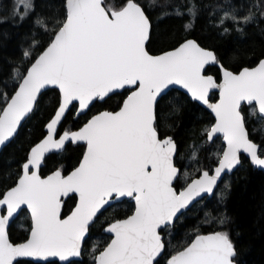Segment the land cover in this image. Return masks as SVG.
I'll return each instance as SVG.
<instances>
[{
  "label": "snow or ice",
  "instance_id": "obj_1",
  "mask_svg": "<svg viewBox=\"0 0 264 264\" xmlns=\"http://www.w3.org/2000/svg\"><path fill=\"white\" fill-rule=\"evenodd\" d=\"M185 7L176 14L195 18L197 6ZM35 9L34 0H15L13 15L23 21ZM217 10L223 12L217 26L225 33L228 25L242 31L239 26L254 19L251 11L241 15L231 0ZM61 17L37 18L48 39L33 41L23 52L27 63L12 70L10 88L0 82V148L34 114L42 90L58 93L44 133L29 145L18 170L0 183V264H18L17 258L73 264L98 214L123 198L134 200V210L108 224L110 242L103 250L93 248V264H159L167 250L162 233L197 199L215 194L223 175L242 165V152L264 167V146L250 138L242 108L247 102L251 115L264 118V59L233 68L214 49L186 37L153 54L147 47L153 21L141 0H122L118 10L105 0H65ZM211 64L218 66L219 76L206 74ZM170 86H179L215 114L204 130L207 143H215L217 134L223 138L216 159L179 187L177 144L161 134L158 118L159 100ZM118 90L127 95L115 110L92 114V105ZM212 90L219 91L215 103ZM81 142L84 151L71 171L61 165L42 173L53 150ZM192 159L198 162V150ZM65 198L73 201L67 212ZM24 210L30 211V234L16 242L9 228ZM236 255L229 232L212 231L173 249L166 264H236Z\"/></svg>",
  "mask_w": 264,
  "mask_h": 264
},
{
  "label": "trees",
  "instance_id": "obj_2",
  "mask_svg": "<svg viewBox=\"0 0 264 264\" xmlns=\"http://www.w3.org/2000/svg\"><path fill=\"white\" fill-rule=\"evenodd\" d=\"M34 2L35 14L21 21L19 17L13 15L15 0H0V82L6 81L9 88L13 83L12 70L27 63L23 52L33 41L48 39L44 30L36 25L37 18L61 17L64 11L65 0H34ZM141 3L149 10L153 21L151 42L147 45L153 53H159L161 49L167 50L185 37H192L203 46L214 49L233 68L252 66L264 57V14H262L264 0H231L232 5L243 8L242 12L248 14L251 11L254 19L247 24H241L239 27L242 31H237L232 25H228L230 30L227 33L217 26V5L225 4L227 0H141ZM105 4L118 10L122 6V0H105ZM193 4L197 6L195 18L180 17L176 14L175 9L186 11L185 6ZM165 12L168 15H163ZM214 16L216 19L213 18ZM189 23L191 26L186 28ZM206 73L220 75L216 65L208 66ZM0 87H3L2 83ZM57 94V91L52 89L43 93L34 114L23 124L18 136L0 153V183L9 173L18 170L29 145L44 133V125L55 105ZM126 95L124 91L118 92L102 103L92 105V114L101 110H115ZM216 97L214 93L211 99L214 100ZM242 108L248 117L246 126L250 138L263 144V132L257 127L258 122L262 120L257 115H251L247 106ZM158 118L161 134L172 136L177 144L178 153L175 163L180 169L185 166L191 150L202 144L204 146L197 149L198 167L201 168L205 163L214 161L209 154L210 144L206 142L204 134L205 128L213 122V118L203 107L193 102L183 92L171 90L159 101ZM84 148L83 144H68L62 153L47 156L42 173L48 174L61 165L70 171L81 158ZM241 159L242 165L231 176L225 178L228 181L226 195L218 208L225 218L224 224H220L215 229L211 225L202 224L203 211L191 212L192 208H190L175 221L174 226L165 229L162 233L167 250L159 258V264H166V259L173 249L189 242L195 234L214 230L229 232L236 247L237 264H264V172L253 168L245 157ZM180 185L182 182L176 181V186ZM212 198L205 200L203 205L208 204ZM71 207L73 201L67 199L63 211L67 212ZM132 210L133 203L126 200L103 212L91 226L87 242L83 246L82 259L73 261V264H91V260L86 255L89 239L97 237L98 240L107 241L108 236L102 232L103 227L113 218L129 215ZM218 210L209 209V213L217 216ZM29 228L30 221L26 217L23 226L17 225L16 222L10 226V236L14 241L21 242L26 239ZM197 229L199 230L196 233ZM99 246L97 244L95 248L99 249ZM18 264H59V262L35 263L18 260Z\"/></svg>",
  "mask_w": 264,
  "mask_h": 264
},
{
  "label": "rangeland",
  "instance_id": "obj_3",
  "mask_svg": "<svg viewBox=\"0 0 264 264\" xmlns=\"http://www.w3.org/2000/svg\"><path fill=\"white\" fill-rule=\"evenodd\" d=\"M234 6V5H233ZM236 8H238V10L240 11V14L241 15H247V12H242L243 11V8L241 7H237V6H234ZM223 15V12L222 11H219L218 10V18L220 16ZM248 107V106H247ZM249 109V107H248ZM249 113H250V109H249ZM257 117L262 120V121H259L258 124H257V127L263 132V137H264V119L260 118L258 115ZM210 144V148H209V151L211 154V156L213 157V159L215 160L216 159V154L220 151L223 143L221 142L220 138H217L215 140V143H209ZM261 146H264V143L261 144ZM204 145H198L197 147L193 148L191 150V155L188 157V159H186V162H185V166L180 169V174H179V180L182 182V184H184L186 181L189 180L190 177H194L196 175V170L199 168L198 167V163L197 161L193 160L192 159V153L194 151V149H198L200 147H203ZM226 185H228V181L227 179H225L222 184L218 187V189L216 190L215 192V195L213 196V198L208 202V204L206 205H203V203L205 202V200H202V201H199L197 202L192 208V211L191 212H198L199 210H202L203 211V215H204V220H202V224H208V225H211V227L213 229L215 228H218L219 225H220V218H224L223 216V213L220 211V209L218 210L219 208V205L222 201V199L224 198V196L226 195ZM216 209L218 210L217 212V216H212V215H208L207 218L205 216V213H209V209ZM28 217L29 218V215L26 211H23L19 217L17 218V220L15 221L17 225L19 226H23V221L24 219ZM200 228V226H199ZM199 229H197L196 233L198 232ZM109 241V237H107V241H103L102 239H97V237H94V238H90L89 241H88V244H87V251H86V255L88 256V258L91 260V262L93 263V248H95V246L97 244H99V249L98 250H102L104 248V246L108 243ZM96 249V248H95ZM97 254V253H96ZM91 263V264H92Z\"/></svg>",
  "mask_w": 264,
  "mask_h": 264
},
{
  "label": "water",
  "instance_id": "obj_4",
  "mask_svg": "<svg viewBox=\"0 0 264 264\" xmlns=\"http://www.w3.org/2000/svg\"><path fill=\"white\" fill-rule=\"evenodd\" d=\"M189 39H194V38H192V37H188ZM153 54H159V53H153ZM261 59H264V57L263 58H261ZM259 62V61H258ZM257 62V63H258ZM256 63V64H257ZM256 64H254V65H252V66H255ZM213 65H215V64H211V65H208V66H213ZM208 66H206V69H207V67ZM217 66V65H216ZM218 67V66H217ZM244 67H246V66H244ZM206 74H208V73H206ZM210 75H213V74H210ZM214 76V75H213ZM49 89H51V88H49ZM48 89V90H49ZM170 89L171 90H178V91H180V92H183L184 94H185V90H183V89H181L179 86H170ZM170 90V91H171ZM43 91V93L45 92V91H47V90H42ZM123 90H118V92H122ZM169 92V91H168ZM214 93H216V99H214V100H212L211 99V102H213V103H215L218 99H219V91L218 90H212L211 92H210V97L212 96V94H214ZM106 99V98H105ZM161 100V99H160ZM159 100V101H160ZM197 104H199V103H197ZM201 107H203L207 112H209V114L211 115V117L213 118V122L212 123H214L215 122V114L213 113V112H211V110L210 109H208L207 108V106H205V105H202V104H199ZM243 106H248L247 105V102H243V104H242V107ZM101 111H104V110H101ZM260 118H262L260 115H258ZM262 119H264V118H262ZM25 123V122H24ZM23 123V124H24ZM45 126V125H44ZM218 135V138H220V140H221V142L223 143V138H222V134H217ZM168 136H170V135H168ZM207 139V138H206ZM253 140V139H252ZM254 141V140H253ZM255 142V141H254ZM255 143H257V142H255ZM10 144V143H9ZM9 144H7L6 146H8ZM69 144H71V143H69ZM80 144H83L82 142L80 143ZM257 145H259V146H261L259 143H257ZM5 146V147H6ZM5 147H3V148H0V153L2 152V150L5 148ZM64 151V150H63ZM63 151H56V150H53V152L52 153H50L49 155H51V154H60V153H62ZM48 155V156H49ZM242 157H245L247 160H248V162L250 163V165L253 167V168H255V169H259V170H262L263 172H264V167H260V166H256V165H254L252 162H251V160H250V158L248 157V155L246 154V153H241V158ZM175 158H176V156H175ZM177 166V165H176ZM177 168L180 170V168H179V166H177ZM239 167H237V168H235L234 170H232L231 172H228V173H226V174H224L223 175V178L218 182V186H217V188L215 189V192H216V190L218 189V187L222 184V182L225 180V178L226 177H228V176H231L237 169H238ZM71 171V170H70ZM49 174V173H48ZM180 174V173H179ZM215 195V194H214ZM214 195H212V196H209V195H207V194H205L204 195V198L202 199V200H208V199H210V198H212ZM124 199H128V200H131L132 201V203H133V210H134V200H132L131 198H123L121 201H123ZM67 200V198H65V201ZM201 199H197L194 203H192L188 208H187V210L186 211H183V213L182 214H184L185 212H187L192 206H194L197 202H199V201H202ZM113 204H115V203H113ZM112 204V205H113ZM107 208H109V207H107ZM106 208V209H107ZM105 209V210H106ZM105 210H102L101 211V213L100 214H98V217L105 211ZM132 210V211H133ZM24 211H26L27 213H28V215H29V220H30V228H29V231H28V234H27V237H28V235L30 234V229H31V225H32V222H31V218H30V211L29 210H24ZM23 211H21L20 213H19V215L22 213ZM131 214V213H130ZM129 214V215H130ZM19 215H17L16 217H15V219L11 222V224H10V226L17 220V218L19 217ZM181 215H179V217H180ZM97 217V218H98ZM96 218V219H97ZM123 218H125V217H123ZM112 222V221H111ZM110 223V222H109ZM108 223V224H109ZM108 224H106L104 227H103V229H102V231H103V233L106 235V236H108L109 237V241L108 242H110V239H111V236H110V234L109 233H107V231H106V229H107V226H108ZM214 231H219V230H214ZM210 232H212V231H210ZM208 233V232H207ZM200 234H206V233H200ZM195 236V235H194ZM194 236H193V238H194ZM26 237V238H27ZM162 237H163V234H162ZM192 238V239H193ZM24 241V240H23ZM23 241H21V242H23ZM107 245V244H106ZM106 245L104 246V247H106ZM103 250V249H102ZM98 254V253H97ZM161 258V257H160ZM82 259V255H81V257H77V258H73V261H78V260H81ZM18 260H29V261H32V262H35V263H46V262H50V261H56V262H59L58 261V258H48L47 259V261H45L44 259H42V258H17V261ZM93 264V263H92ZM237 264V263H236Z\"/></svg>",
  "mask_w": 264,
  "mask_h": 264
},
{
  "label": "flooded vegetation",
  "instance_id": "obj_5",
  "mask_svg": "<svg viewBox=\"0 0 264 264\" xmlns=\"http://www.w3.org/2000/svg\"><path fill=\"white\" fill-rule=\"evenodd\" d=\"M126 200H128V199H124L123 201H121V202H119V203H115V204L111 205V207H113V206H115V205H117V204H121V203L125 202ZM128 201L132 202L131 200H128ZM111 207H109V208H111ZM107 209H108V208H107ZM107 209H106V210H107ZM106 210H105V211H106ZM105 211H104V212H105ZM125 217H126V216H125ZM122 218H123V217H122ZM29 221H30V220H29ZM102 232H103V231H102Z\"/></svg>",
  "mask_w": 264,
  "mask_h": 264
}]
</instances>
